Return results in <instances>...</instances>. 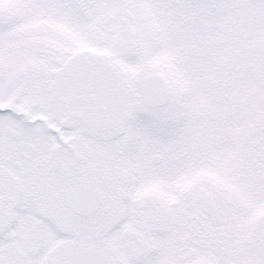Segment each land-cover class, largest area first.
<instances>
[{"label": "snow or ice", "instance_id": "6c2138e0", "mask_svg": "<svg viewBox=\"0 0 264 264\" xmlns=\"http://www.w3.org/2000/svg\"><path fill=\"white\" fill-rule=\"evenodd\" d=\"M0 264H264V0H0Z\"/></svg>", "mask_w": 264, "mask_h": 264}]
</instances>
